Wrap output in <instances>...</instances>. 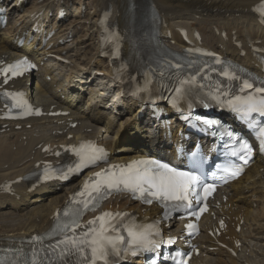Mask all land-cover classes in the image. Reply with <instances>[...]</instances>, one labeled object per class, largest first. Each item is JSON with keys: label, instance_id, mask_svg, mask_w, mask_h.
Returning <instances> with one entry per match:
<instances>
[{"label": "bare ground", "instance_id": "6f19581e", "mask_svg": "<svg viewBox=\"0 0 264 264\" xmlns=\"http://www.w3.org/2000/svg\"><path fill=\"white\" fill-rule=\"evenodd\" d=\"M16 1L2 2L13 5L11 13L20 12L21 22L14 24L11 14L8 28L0 31V57L9 59L30 53L31 46L19 47L15 37H21L34 21L40 23L43 17L46 25L57 27L56 45L49 51L43 48L32 53L40 69L29 77L16 80L14 84L28 88V81L37 77L39 83L33 100L47 111L63 108L71 113L11 122L6 131H1L5 121H0V186L32 173L36 169V160H58L51 156V152L42 153V146L39 145L51 143L53 153L61 142H68L63 139L66 134L58 135L54 131L67 129L69 118L80 122L69 132H80L106 144L112 150L111 161L127 160L141 152H154L167 145L162 137V132L167 129H159L151 118L144 119L143 123L142 117H137L142 104L135 106L132 100L122 97L115 102L114 107L120 109V115H115L104 100L103 94L110 88L112 74L109 63L99 57V20L105 9H112L111 19L117 21L121 29H138L142 21L154 12L159 25V39L170 49L180 51L191 45L182 35L187 31L195 44L213 48L248 67L260 69V65L256 66L259 61L252 55L253 48H264V26L252 12L259 0H44L31 5L23 4L21 8L15 7ZM61 7L69 10L70 21L58 22L55 21L56 16H49L54 8L58 14ZM32 11L42 14L33 20ZM240 43L247 51L246 55L241 54ZM129 49L127 43L125 51ZM47 52L54 55L45 60ZM64 58L70 59V63L64 62ZM98 70L104 71L105 75H92ZM48 75H51V80L47 79ZM98 85L102 86L96 87ZM52 105L55 106L52 108ZM146 111L149 117L153 110ZM17 123L22 124L21 129H15ZM30 123L32 127H28ZM80 181L74 179L67 184L54 181L35 188L34 184L22 181L15 184L13 194L3 193L0 189V245L16 243L33 233L49 229L56 212ZM254 188L264 192V163L260 157L244 177L225 190L227 200L212 209L228 223V237L220 236L218 239L230 250L219 246L215 237L201 233L196 240L202 243L203 254L192 264L264 263V234H258L264 224V194L257 203L252 191ZM221 198L220 195L218 199ZM107 203L112 207L137 211L143 216L159 213L158 208L136 204L123 194ZM253 205H257L258 209L250 207ZM214 223L212 218L205 217L201 226L207 228ZM165 229L167 233L179 235L181 225L173 221Z\"/></svg>", "mask_w": 264, "mask_h": 264}, {"label": "snow or ice", "instance_id": "6c2138e0", "mask_svg": "<svg viewBox=\"0 0 264 264\" xmlns=\"http://www.w3.org/2000/svg\"><path fill=\"white\" fill-rule=\"evenodd\" d=\"M264 14V7L257 9ZM26 59L20 60L14 66L6 69H0V72L7 74L11 72L13 76L21 75L22 69L27 66ZM227 75V73H225ZM183 83V82H182ZM247 92L246 95H236L232 100L228 101L231 107L236 108L244 116H251L252 113L264 115V88H254L252 83L243 81L240 88L241 92ZM180 92V88L176 89ZM15 97L22 96V93L9 94ZM19 104V101H17ZM212 123V122H206ZM259 136L264 142V127L259 129ZM241 151L251 153V146L244 142L241 144ZM77 151L80 156V165L94 163L96 160L103 158L104 149L98 148L91 142L82 143ZM233 156L237 155L236 151L232 152ZM240 160H244V156L240 155ZM247 161H245L246 163ZM78 165V167L80 166ZM118 168V172L104 170L94 175L99 179L92 185H85V190L80 193L81 196H88V200H80L83 210H87L90 206L95 208L99 200L103 198V194L111 190H128L133 193H139L144 196L146 193L156 199L161 200L165 206L169 201L179 202L177 207L191 208L193 207L192 199L195 198L197 203L202 199L200 195L199 185L202 181L194 172L181 171L171 167L166 163L152 160L134 161L126 166H114ZM240 166L233 164L231 167L224 168L223 171L229 176L239 174ZM89 188L91 189L89 191ZM212 189L211 185L204 184L203 191L209 193ZM147 198V197H146ZM147 202H151L148 200ZM82 214L81 209H77L71 213L74 217L68 223L58 225L64 230L73 231V236H65L63 241L64 248L60 253V257L65 261L68 257H78L77 264H110L112 256L120 254V246L125 243V236L120 234L119 229L113 224V221L125 214L122 213H103L101 216L89 221V226L77 237L74 230L80 227L79 217ZM193 215L199 216V211H194ZM65 216L69 213L65 212ZM192 224L188 228H194ZM127 236L131 238V244L141 248H147L151 245L154 248L160 247L158 243L149 239L150 229L136 231L133 226H126Z\"/></svg>", "mask_w": 264, "mask_h": 264}, {"label": "rangeland", "instance_id": "374dc122", "mask_svg": "<svg viewBox=\"0 0 264 264\" xmlns=\"http://www.w3.org/2000/svg\"><path fill=\"white\" fill-rule=\"evenodd\" d=\"M70 20V19H69Z\"/></svg>", "mask_w": 264, "mask_h": 264}]
</instances>
